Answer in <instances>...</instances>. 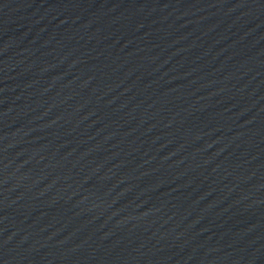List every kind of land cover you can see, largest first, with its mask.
<instances>
[{
    "label": "water",
    "instance_id": "obj_1",
    "mask_svg": "<svg viewBox=\"0 0 264 264\" xmlns=\"http://www.w3.org/2000/svg\"><path fill=\"white\" fill-rule=\"evenodd\" d=\"M0 264H264V0H0Z\"/></svg>",
    "mask_w": 264,
    "mask_h": 264
}]
</instances>
